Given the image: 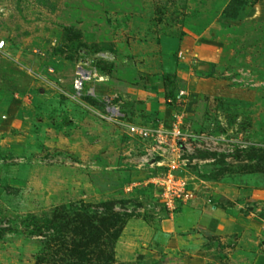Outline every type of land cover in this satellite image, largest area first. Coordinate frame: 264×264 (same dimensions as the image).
<instances>
[{"label": "rangeland", "instance_id": "374dc122", "mask_svg": "<svg viewBox=\"0 0 264 264\" xmlns=\"http://www.w3.org/2000/svg\"><path fill=\"white\" fill-rule=\"evenodd\" d=\"M2 41L0 264H51L78 202L124 215L115 264H264V0H0ZM83 62L123 122L69 98ZM178 118L191 198L171 212L174 157L125 125Z\"/></svg>", "mask_w": 264, "mask_h": 264}, {"label": "trees", "instance_id": "16d2710c", "mask_svg": "<svg viewBox=\"0 0 264 264\" xmlns=\"http://www.w3.org/2000/svg\"><path fill=\"white\" fill-rule=\"evenodd\" d=\"M85 100L96 104L89 97ZM125 224L124 215L109 204L94 207L78 202L64 207L49 226L53 233L47 245L49 251L52 246L56 249L51 264H115V245ZM37 264H46L44 256Z\"/></svg>", "mask_w": 264, "mask_h": 264}, {"label": "built area", "instance_id": "2783aa9c", "mask_svg": "<svg viewBox=\"0 0 264 264\" xmlns=\"http://www.w3.org/2000/svg\"><path fill=\"white\" fill-rule=\"evenodd\" d=\"M4 49L5 42L2 41L0 42V51ZM103 81V78L98 76L95 68L83 62L77 68L72 94L69 95V98L74 102L81 103L86 97H89L96 102V106L99 108L98 115L103 120L110 123L123 122L126 116L121 107L111 96H102L97 91L96 86L103 83ZM183 95L182 92L181 96ZM181 127V118H178L177 122L174 123L173 129L160 127L150 130L132 124L125 125L126 130L132 137L149 142V153L152 157L162 159L168 153H171L174 157L173 160L169 161L161 175L156 178V184L161 190L163 204L171 212L177 209L178 204L191 198L187 180L178 175L181 167V148L186 146L184 143L190 138V135L182 132ZM158 164L162 165L160 162Z\"/></svg>", "mask_w": 264, "mask_h": 264}]
</instances>
